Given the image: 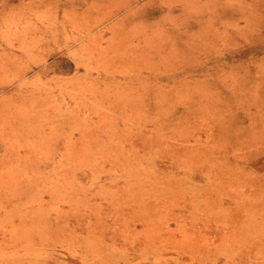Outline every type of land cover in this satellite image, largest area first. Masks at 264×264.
<instances>
[{"label":"rangeland","instance_id":"1","mask_svg":"<svg viewBox=\"0 0 264 264\" xmlns=\"http://www.w3.org/2000/svg\"><path fill=\"white\" fill-rule=\"evenodd\" d=\"M0 264H264V0H0Z\"/></svg>","mask_w":264,"mask_h":264},{"label":"bare ground","instance_id":"2","mask_svg":"<svg viewBox=\"0 0 264 264\" xmlns=\"http://www.w3.org/2000/svg\"><path fill=\"white\" fill-rule=\"evenodd\" d=\"M155 241V240H154Z\"/></svg>","mask_w":264,"mask_h":264}]
</instances>
